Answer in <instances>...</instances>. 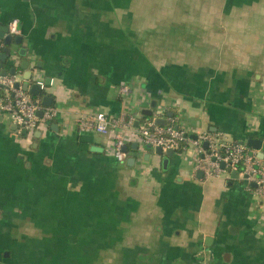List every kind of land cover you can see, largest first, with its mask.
<instances>
[{"label": "crops", "instance_id": "0c3cea01", "mask_svg": "<svg viewBox=\"0 0 264 264\" xmlns=\"http://www.w3.org/2000/svg\"><path fill=\"white\" fill-rule=\"evenodd\" d=\"M14 20L5 68L21 86L32 72L56 116L24 135L0 115V264H264V208L241 177L207 179L194 148L167 157L135 135L118 162L114 133L78 127L176 118L264 141V0H0V27Z\"/></svg>", "mask_w": 264, "mask_h": 264}, {"label": "built area", "instance_id": "2783aa9c", "mask_svg": "<svg viewBox=\"0 0 264 264\" xmlns=\"http://www.w3.org/2000/svg\"><path fill=\"white\" fill-rule=\"evenodd\" d=\"M9 29L11 35L18 36L19 21H12ZM17 83L15 77L3 76L0 69V115L7 116L21 131L35 132L41 126L48 125L56 112L45 108L42 101L32 97L22 86L17 88ZM39 84L42 86V83ZM40 112H43L42 118L38 115ZM136 123L133 116L111 117L98 113L81 116L78 127L82 132H94L103 136L114 133L115 158L118 162H123L126 158L123 150L127 145L128 135H135L146 147L162 148L164 152L194 148L197 152V169L207 179L219 178L226 170L238 172L260 200L261 208H264V157L259 156L258 151L241 143L230 142L219 134H190L178 126L176 118L169 119L164 125L156 119L146 120L140 126H136ZM222 165H225V169Z\"/></svg>", "mask_w": 264, "mask_h": 264}, {"label": "water", "instance_id": "95a60500", "mask_svg": "<svg viewBox=\"0 0 264 264\" xmlns=\"http://www.w3.org/2000/svg\"><path fill=\"white\" fill-rule=\"evenodd\" d=\"M23 44V38L21 36L11 35L9 27H0V49L1 48H8V53H2L0 54V69L1 74L3 76H16V68L14 67L10 71L5 68V61L12 56V47L14 45L21 46ZM20 55H25L26 51L21 50L19 52ZM30 66V61H24L21 65V67L24 70H28ZM34 76L32 72H28V76L24 77V83L22 84V88L24 91L30 93V95L34 98L41 97L42 94V86L38 82H33ZM17 88L21 87V83L16 84ZM52 98L51 97H44L43 98V104L47 107L51 105ZM39 117H43V112H40ZM2 117V116H1ZM3 118V117H2ZM24 135H26V131H24ZM241 144L246 145L248 148L258 151L261 154V157H264V141L259 139H249L246 141L241 142ZM207 147V145H205ZM151 149V147H150ZM125 153L127 152V148L125 147L123 150ZM156 153L158 155H164L166 154L167 157H172L174 154L173 150H169L164 152L162 148H157ZM169 162V159H164V165L166 166ZM222 168L225 169V165H222ZM233 177L236 179H239L240 175L238 172H233ZM253 188H256V185H253ZM264 204V201H263Z\"/></svg>", "mask_w": 264, "mask_h": 264}, {"label": "trees", "instance_id": "16d2710c", "mask_svg": "<svg viewBox=\"0 0 264 264\" xmlns=\"http://www.w3.org/2000/svg\"><path fill=\"white\" fill-rule=\"evenodd\" d=\"M40 98H42V97H40ZM146 119H147V118H146ZM149 119H151V118L149 117L148 120H149ZM181 151H182V150H180L179 152H181Z\"/></svg>", "mask_w": 264, "mask_h": 264}]
</instances>
